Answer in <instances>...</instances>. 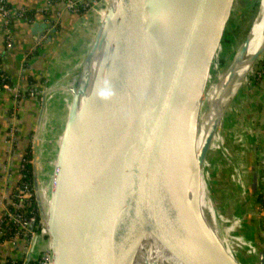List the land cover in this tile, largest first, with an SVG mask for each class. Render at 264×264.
Wrapping results in <instances>:
<instances>
[{
  "label": "water",
  "instance_id": "obj_1",
  "mask_svg": "<svg viewBox=\"0 0 264 264\" xmlns=\"http://www.w3.org/2000/svg\"><path fill=\"white\" fill-rule=\"evenodd\" d=\"M206 1L211 2L119 0L103 69L94 80L95 60L107 30V23L99 21L75 83L68 89L71 101L57 142L47 212L39 193L43 102L32 141L33 181L52 241V264H70L73 245L79 248L81 264H132L130 238L142 212L161 230L187 213L188 220L183 221L187 239L176 246L192 264H209L216 241L212 212L206 207L203 211L206 226L184 184L180 149L194 112L199 115L200 140L195 160L204 176L207 204L212 205L213 186L264 76V26L254 35L257 20L264 18V0H219L223 12L219 34L194 47L203 36L206 20L201 8ZM156 10L158 25L152 26L151 13ZM252 14L245 25L243 17ZM49 28L40 20L32 26L35 35ZM219 45L225 47L218 49ZM159 57L168 64L159 62ZM221 81L225 102L207 123L201 122L200 115L210 106L211 87ZM45 90L44 95L58 91L55 86ZM250 158V189L258 202L256 145ZM13 247L17 255L20 242ZM256 250L258 264H264V241ZM138 256L139 264H148L143 250ZM233 257L231 264H241L234 253Z\"/></svg>",
  "mask_w": 264,
  "mask_h": 264
},
{
  "label": "crops",
  "instance_id": "obj_2",
  "mask_svg": "<svg viewBox=\"0 0 264 264\" xmlns=\"http://www.w3.org/2000/svg\"><path fill=\"white\" fill-rule=\"evenodd\" d=\"M8 2L16 9H25L27 17L30 18L27 20L15 18L13 20L11 25L12 46L9 47L7 46V30L0 14V69L12 79H17L20 76L21 89L27 93L15 107L12 92L5 89L0 90V219L3 216V199L11 195L20 177L24 146L31 135V142L33 141L35 130L40 121L41 99L39 96L28 94L29 90L31 88L42 90L47 86L62 84L65 80L67 82L71 79L75 80L99 22L96 11L73 13L64 9L61 0H8ZM38 20L45 23H49L47 20L56 22V27L50 31L53 32L51 40H47L38 51L30 56L22 73V56L34 44L35 33L32 26ZM29 78L34 80V84L31 86ZM260 83L255 87L242 118L244 120L251 116L255 121V117H257L258 123L255 129H252V119L246 120V122L241 119L230 145V152L234 154L238 163L235 165L226 162L217 180L220 185L219 197L222 201V216H231L235 213L243 215V220L248 225L249 238L258 242V245L259 241L264 238L261 232L264 231V209H261L260 214L257 215V201L250 189V157L253 146L256 145L259 170L261 162L264 166V79L263 83ZM55 94L56 92L53 95ZM53 99L54 101H52ZM63 99L66 100V97ZM55 100L58 101L57 97L52 96L46 101L47 110L45 108L40 148L44 144V129L49 118V111L54 108L51 106L56 104ZM62 108L64 109V105L57 106L56 111H62ZM11 128H14L17 146L10 160L13 174L10 178L6 174L8 162L6 140ZM242 140L243 145L241 146ZM13 245L14 243L0 245V263L9 257L16 256ZM21 252L22 246L17 255Z\"/></svg>",
  "mask_w": 264,
  "mask_h": 264
},
{
  "label": "bare ground",
  "instance_id": "obj_3",
  "mask_svg": "<svg viewBox=\"0 0 264 264\" xmlns=\"http://www.w3.org/2000/svg\"><path fill=\"white\" fill-rule=\"evenodd\" d=\"M104 1L106 8L100 9V17L98 18V20H104L107 23V30L102 38L99 52L95 60V72L93 73L95 77L94 80H97V73H101L103 69V62L107 53L106 50L109 40L108 36L109 33H111V25L113 23L115 10L119 4V0ZM218 2L219 0H211L210 3L209 1H206L203 5V9L201 8V11L205 10L204 16L206 22L204 23L203 27V36L198 42H195L194 47H198V44L203 46V43L211 39L214 33L219 34L223 26V12L221 11V7H219ZM158 11L156 10L155 12L151 13V19L153 23L152 26L154 24L158 25L155 20V17L158 20ZM263 26L264 18L262 19L261 16L255 24L254 35H257L258 29ZM253 43H255V41H253ZM152 47L154 46L152 45ZM154 52H157L156 47H154ZM159 59V62H162L163 65L168 64V62L164 61V59H162L161 57H159ZM236 64V67H241L240 65H238V63ZM223 86V81L217 82L210 90V93L208 95L210 106L207 108V111L204 112L203 115H200L201 122L203 120L204 123H207V121L213 116L210 115V112L213 110V108L216 109V111L214 112L216 113L218 109L221 108V106L224 104L225 100L223 96ZM197 115L198 114L193 112L188 124L187 137L180 149V170L183 175L184 184L188 190L193 206L195 207V211L196 213L200 211L201 219L206 226L208 225L203 211L206 207L209 208L212 212L211 225L216 236V241L212 247L213 251L211 252V260L209 264H231L230 258L233 257L232 249L228 245L225 233L218 226H215V222L218 221L216 211L213 204H207L208 193L204 183V176L201 173L200 168L198 167V164L195 160V153L200 144L198 133L196 131V123H198ZM184 220H188V214L185 212H183L179 216V218L171 224V226L165 228L164 230H161L147 213L142 212L135 220L133 232L130 238L129 253L132 264H139L138 253L141 250L145 252L148 264H192L183 257L182 252H180L176 246H181V244L184 243V241H186L187 239V229L186 227L183 228ZM70 264H81V254L79 252V248L74 247V245L72 251H70Z\"/></svg>",
  "mask_w": 264,
  "mask_h": 264
},
{
  "label": "built area",
  "instance_id": "obj_4",
  "mask_svg": "<svg viewBox=\"0 0 264 264\" xmlns=\"http://www.w3.org/2000/svg\"><path fill=\"white\" fill-rule=\"evenodd\" d=\"M60 1V0H59ZM65 10L73 13H83L91 10L96 11V7L101 0H61ZM51 5V3H49ZM0 14L3 17L4 25L7 30V46H12L11 41V25L15 18L27 20L25 9H16L12 7L8 0H0ZM50 28L42 35L34 36V44L29 51L22 56L21 72L25 70L30 56L38 51L39 48L47 41L48 34L56 27V22L47 20ZM2 80L8 78L7 74L1 73ZM22 75V74H21ZM20 76L13 79L12 83H4L2 89L12 92L15 107L18 105L22 97L27 95L21 89ZM43 91L37 88H31L29 93L31 96H39L41 104L46 103L54 93L44 95ZM16 135L14 128L9 131V137L6 140L7 164L6 174L12 177L11 157L16 148ZM32 166L35 159L24 158L20 167V178L8 197L3 199V216L0 219V245L7 243L20 242L22 252L19 255L7 258L0 264H52L53 252L52 241L48 234V230L44 224L39 201L36 197L34 183L28 180V173H23L27 164ZM264 187V177L261 178ZM49 185V184H48ZM264 199V189L262 192ZM252 245V244H251ZM251 245H245L251 248ZM257 249V248H256ZM253 246L252 254L257 252Z\"/></svg>",
  "mask_w": 264,
  "mask_h": 264
},
{
  "label": "rangeland",
  "instance_id": "obj_5",
  "mask_svg": "<svg viewBox=\"0 0 264 264\" xmlns=\"http://www.w3.org/2000/svg\"><path fill=\"white\" fill-rule=\"evenodd\" d=\"M101 8H106L104 0H101V3L96 7V13H97L98 18L100 17L99 12H100ZM252 16H253V14L249 18L243 17L242 21H244L245 25L246 24L248 25V22L251 20ZM221 46L225 47L223 45H219L218 49H220ZM229 52H228V55H229ZM217 59L215 60V63L217 62ZM215 72H216V68L214 67V72H213L212 78H214ZM263 79L264 78H261L262 81L260 80L259 83L260 82L263 83ZM66 82L67 81L65 80L62 84H58V85L54 84V85H56L55 87L57 88L58 91L53 96H54V98L57 97L58 101L56 102V100H55L56 104H53V106H51L54 108H51V110L49 111V118L46 121L44 134H43L44 144L41 146L40 154H39L40 159H41V169H40L41 173L39 175L40 176L39 181L41 183V188H40L39 193H40L41 204L43 205V208L45 209L46 212L49 210L50 200H51V194H50V192H51V179H52V173L54 170V162H55V157H56V152H57V142H58V139H59L61 132H62V127L64 124L68 104L71 101V95H70L68 89L71 86H73V84L75 83V80L71 79L67 83ZM260 85H261V83H260ZM212 87H211V89H212ZM45 88H48V86ZM44 89L42 88V90H44ZM58 95H59V97H58ZM51 97H50V99H51ZM64 97H66V100L63 99ZM52 101H54V99ZM61 105H64L65 110L62 108V111H59V110L56 111L57 106H61ZM49 108H50V106H49ZM46 110H47V107H46ZM215 111H216V109L213 108V110L210 112V115H213ZM40 114H41V112H40ZM197 117H198V115H197ZM250 119L253 120V122H251L253 124V127H252V124H251V127H252V129H255V126L258 123L257 117H255V121L251 116L247 119H244V120L242 119V120L246 122V120H250ZM43 120H44V116L42 118V123H43ZM253 136H254V133H253ZM41 142H42V140H41ZM242 145H243V140L241 141V146ZM238 156H239V152H238ZM226 162L229 164L231 163V164H235V165H237L236 163H238L237 159L234 157V154L231 153L230 151H229V155L226 158L224 164ZM222 169H223V167H222ZM222 169H221V171H222ZM218 177H219V175H218ZM218 177H217V180H218ZM217 180L213 186V190L211 191V198H212L213 205H214V208L216 211V216L218 219L219 227L225 233L228 245L231 247L232 252L234 253L235 257L239 260V262L241 264H250L251 262H253V264H258L257 252L255 254H252V252H251L253 250V246L255 249L257 248L258 242L256 243L252 238L251 239L249 238L250 236H249V233L247 231L248 225L246 224V221L243 220L244 216L239 214V213H235L231 216H225V215H224V217L222 216L223 215L221 213V207H222L221 202L222 201L220 200V197H219L220 185H218ZM261 184H262V188L260 191L263 192V189H264L263 183H261ZM43 199H44V201H43ZM262 201L263 202H257V205H256L258 207L257 208V213H258L257 215L260 214L259 211H261V209H264V199ZM245 209H247V208H245ZM261 232L263 233V236H264V231H261ZM263 241H264V238L262 239V241H259L260 242L259 244H261ZM245 245H251L252 247L248 248Z\"/></svg>",
  "mask_w": 264,
  "mask_h": 264
},
{
  "label": "trees",
  "instance_id": "obj_6",
  "mask_svg": "<svg viewBox=\"0 0 264 264\" xmlns=\"http://www.w3.org/2000/svg\"><path fill=\"white\" fill-rule=\"evenodd\" d=\"M27 18H30V17H27ZM29 20V19H28ZM35 53V52H34ZM33 53V54H34ZM32 54V55H33ZM1 73H5L3 70H1L0 69V74ZM6 74V73H5ZM8 76V75H7ZM263 78H264V76H263ZM29 85L31 86V85H33L34 84V80L33 79H31V78H29ZM13 82V79L10 77V76H8V78L6 79V80H2V78H1V75H0V90L2 89V85L4 84V83H12ZM33 134V133H32ZM31 137H32V135H31ZM31 137H30V139L28 140V142L26 143V145L24 146V155H23V159L24 158H32L33 157V151H32V142H31ZM263 165V163L261 162V167H260V170H259V198H258V202H263L262 200H263V198H262V192L260 191L261 190V188H262V182H261V178L262 177H264V166H262ZM23 173H28V180L31 182V184L32 183H34V181H33V166L31 165V164H27L26 165V169L24 170V172ZM20 178V177H19ZM34 185V184H33Z\"/></svg>",
  "mask_w": 264,
  "mask_h": 264
}]
</instances>
